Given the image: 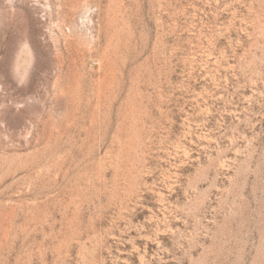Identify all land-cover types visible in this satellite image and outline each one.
Here are the masks:
<instances>
[{
  "label": "rangeland",
  "instance_id": "obj_1",
  "mask_svg": "<svg viewBox=\"0 0 264 264\" xmlns=\"http://www.w3.org/2000/svg\"><path fill=\"white\" fill-rule=\"evenodd\" d=\"M0 264H264V0H0Z\"/></svg>",
  "mask_w": 264,
  "mask_h": 264
}]
</instances>
